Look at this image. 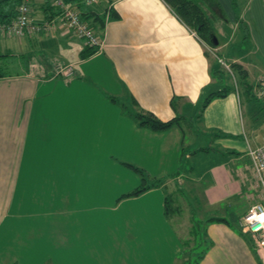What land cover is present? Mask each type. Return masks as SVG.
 <instances>
[{
  "label": "crops",
  "instance_id": "crops-1",
  "mask_svg": "<svg viewBox=\"0 0 264 264\" xmlns=\"http://www.w3.org/2000/svg\"><path fill=\"white\" fill-rule=\"evenodd\" d=\"M190 1L199 5L213 45L164 0H68L101 39L80 58L82 40L61 24L49 1L28 0L31 19L53 25L47 35L0 40L2 59L13 69L0 75V264H166L174 258L181 236L164 215L162 188L179 175L136 195L100 189L116 178V163L131 162L133 149L145 156L151 144L178 150L185 119L214 140L222 158L206 169L211 186L198 204L211 213L206 218L230 220L205 221L208 246L195 264H264V245L256 248L236 228L257 197L248 150L264 138V102L255 89L264 77V0ZM230 62L242 68L244 87H234ZM217 64L232 89L200 107L207 92L223 86L211 71ZM118 96L133 114L179 119L149 130L112 104ZM156 241L173 247L157 255Z\"/></svg>",
  "mask_w": 264,
  "mask_h": 264
},
{
  "label": "rangeland",
  "instance_id": "rangeland-1",
  "mask_svg": "<svg viewBox=\"0 0 264 264\" xmlns=\"http://www.w3.org/2000/svg\"><path fill=\"white\" fill-rule=\"evenodd\" d=\"M169 3L174 5L172 1H169ZM51 7L53 8V6ZM176 10L179 14L184 15L183 10ZM210 20V22H214L213 25H215L217 20L212 16ZM50 31L51 28L47 32L45 31L40 34L47 35ZM236 35L237 33H235V36ZM8 39H13V37H0V40L2 41ZM55 44L57 45L58 43ZM48 47L51 49V45ZM57 50L60 53L64 52V49L61 48H58ZM205 50L207 51V56L212 60L214 56L210 52L209 47H205ZM65 51L68 50L65 49ZM4 63L5 65H3ZM0 70L5 72V74L6 72H13L11 66L3 59L0 61ZM225 78H227V74L224 70L222 71L221 76L222 85H228V83H230H227ZM112 104L118 107L119 111H121L124 116H128L130 121L133 123L136 122L132 117L133 112H131L132 109L126 98L123 101L122 97L118 96L117 99L114 98ZM129 115H131V117ZM179 127L181 128L184 137L182 138L183 140L180 143L178 150L176 149L173 151L170 146L164 144V148L161 151L159 148H154V146H156L155 144H151V146L148 145L149 148L146 151L145 156L141 148H139L140 152L133 149V158L131 162L116 163V178L112 180L111 184L103 183L101 185L102 188L100 189L102 195L129 193V191L136 186L148 185L154 178L161 181H163L164 178H169L174 181V178L177 175L180 176L176 184L174 183L175 185L168 184L166 187L162 188V190H164V193L162 194L164 197L166 196L167 199L163 208L164 215L167 214V218L172 222L171 225H176L175 227L177 229L179 228L178 233L181 236V241L179 240L178 242V245L180 246L178 253L173 255L174 258L169 257L166 264H180L183 261V258L190 259L191 256L198 252V247H201L198 245L189 250V248L195 244L197 239L202 237L203 234L201 228L205 225L206 217L212 216L211 213H206L204 208L199 206L198 203H201L199 194L205 187L211 186L210 174L206 172V169L210 167L212 162L222 159L219 153L216 154L214 152V148L218 149L216 145L213 147L214 140L210 141V138H208L207 135H203L201 133V128L193 120L190 121L189 119H185V121H180ZM130 139L133 140L135 137H131ZM165 142L168 141H164V143ZM152 173L160 174L151 176L150 174ZM168 189H172V192ZM236 225V228H239L238 231H241V233L248 236V234L239 227L237 223ZM167 244L166 242L159 243L156 241V254L167 253L168 250H171L173 246H167Z\"/></svg>",
  "mask_w": 264,
  "mask_h": 264
},
{
  "label": "built area",
  "instance_id": "built-area-1",
  "mask_svg": "<svg viewBox=\"0 0 264 264\" xmlns=\"http://www.w3.org/2000/svg\"><path fill=\"white\" fill-rule=\"evenodd\" d=\"M55 9L59 21L76 38L82 40L83 45L99 47L101 39L87 26L79 14L78 8L63 0H48ZM98 0H84V4H95ZM30 6L28 0H21L13 16L0 22V36L13 38L27 36L28 34H40L47 32L51 27L52 19L39 21L32 20L29 16ZM220 61V59H218ZM68 74L69 71H63ZM256 95L264 102V77H259L255 83ZM251 160V172L257 187L256 199L247 205L237 217V224L250 237L256 248L264 245V138L260 144L248 150Z\"/></svg>",
  "mask_w": 264,
  "mask_h": 264
},
{
  "label": "trees",
  "instance_id": "trees-1",
  "mask_svg": "<svg viewBox=\"0 0 264 264\" xmlns=\"http://www.w3.org/2000/svg\"><path fill=\"white\" fill-rule=\"evenodd\" d=\"M20 1L21 0H0V22H4V20H8L13 16V14L15 12V8ZM63 1L66 3L68 2V0H63ZM164 1H166L167 3H169V1H172L174 5H171L170 3L169 4L174 8V10H176V9L183 10L184 15L178 13L183 18V20L188 22L192 27L195 28V33H197L201 37V39L203 40L204 43L209 44V45H213V43H212L213 42V40H212L213 34L211 32V29L207 25V22L205 21L202 13H201V9L199 8V5L196 2H194V1L191 2L190 0H164ZM76 3H79L78 0ZM79 14H81V17L85 15L81 11L79 12ZM82 19L84 20V17H82ZM196 25H197V27H196ZM87 26H89V25L87 24ZM95 51H96V48L94 46L83 45L78 56L80 58H85V57H88V55L92 54ZM2 57H3V54H0V61L2 60ZM227 67L229 68V74L233 78L234 87H236V89L244 87L245 80L243 78L244 72H243L242 68H240V66H238L236 63H232V62H230V64H227ZM224 70L225 69H223L221 66H219V64H217V68H214L211 71H212L213 75L217 76L215 79L221 81L222 80L221 79L222 71H224ZM1 73H3V71L0 70V75H1ZM226 74H227V78H225V79L226 80L230 79V75H228L227 72H226ZM233 85L231 84V86H233ZM228 86L224 84L218 90H212V91L207 92V94L205 96H203L202 99L200 100V103H201L200 107H203L210 98L218 97L219 95H223L224 93L231 91L232 88L230 86L229 87ZM111 100H113V97H111ZM132 117L135 119L137 125L139 124V125L145 126L147 129H149V130L151 129L153 131H161L162 129L167 128L168 126L172 125L173 123H176L177 120L179 119L178 116H173L170 119L159 120L156 117H154L153 115H151L150 113L142 112V111L135 112L132 115ZM159 182H160V180L155 178L148 185H141L138 187L136 186L131 191H129V193L123 194V196L136 195V194L140 193L141 191L149 189V187H152L153 185L158 184ZM164 199H165V202H164V204H165L167 202L166 196L164 197ZM213 220H222L224 222H227V220H225V218L222 219V218H218V217L205 219V221H213ZM227 223H229V222H227ZM198 245L201 246V247H198L199 248L198 252L196 254H194L193 256H191L190 259L186 258L182 264H195L197 262V260L201 257L200 255H201L202 251L208 246V244L203 239V235H202V237L197 239L195 244L193 246H191L189 248V250H191V248H194Z\"/></svg>",
  "mask_w": 264,
  "mask_h": 264
}]
</instances>
